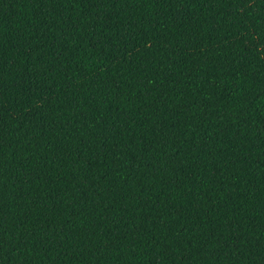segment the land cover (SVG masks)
<instances>
[{
    "label": "trees",
    "instance_id": "obj_1",
    "mask_svg": "<svg viewBox=\"0 0 264 264\" xmlns=\"http://www.w3.org/2000/svg\"><path fill=\"white\" fill-rule=\"evenodd\" d=\"M0 264H264V0H0Z\"/></svg>",
    "mask_w": 264,
    "mask_h": 264
}]
</instances>
